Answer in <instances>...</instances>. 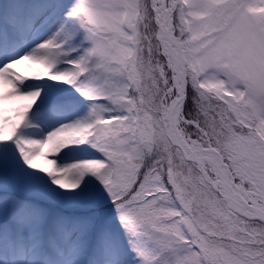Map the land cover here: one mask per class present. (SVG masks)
<instances>
[{
	"label": "snow or ice",
	"instance_id": "6c2138e0",
	"mask_svg": "<svg viewBox=\"0 0 264 264\" xmlns=\"http://www.w3.org/2000/svg\"><path fill=\"white\" fill-rule=\"evenodd\" d=\"M3 85L0 264H264V0H2Z\"/></svg>",
	"mask_w": 264,
	"mask_h": 264
},
{
	"label": "rangeland",
	"instance_id": "374dc122",
	"mask_svg": "<svg viewBox=\"0 0 264 264\" xmlns=\"http://www.w3.org/2000/svg\"><path fill=\"white\" fill-rule=\"evenodd\" d=\"M0 2H2V0H0ZM37 69H39L38 65H30V66L29 65H19V66H16L14 70L16 72L20 73L21 75H26V72L28 71L29 75L31 76L32 72L37 70ZM2 87H6L7 89H10V86H8V85L0 86V88H2ZM16 101L12 100V101L3 102L2 107L6 110V114H11V111L13 108L20 107V106H23L24 104L28 103L27 101H22V100H18V99ZM14 103L15 104L18 103V106L14 105Z\"/></svg>",
	"mask_w": 264,
	"mask_h": 264
},
{
	"label": "bare ground",
	"instance_id": "6f19581e",
	"mask_svg": "<svg viewBox=\"0 0 264 264\" xmlns=\"http://www.w3.org/2000/svg\"><path fill=\"white\" fill-rule=\"evenodd\" d=\"M25 76H30L28 71L26 72V75ZM11 89H7L6 87H2L0 88V91H3V92H7V91H10ZM16 101V100H15ZM17 102V101H16ZM14 105H17L18 106V103H14Z\"/></svg>",
	"mask_w": 264,
	"mask_h": 264
}]
</instances>
